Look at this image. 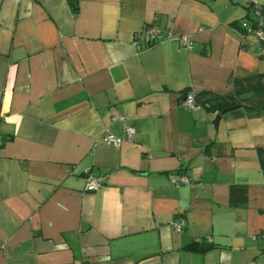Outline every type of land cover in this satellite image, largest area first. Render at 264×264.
Wrapping results in <instances>:
<instances>
[{"label":"crops","instance_id":"1","mask_svg":"<svg viewBox=\"0 0 264 264\" xmlns=\"http://www.w3.org/2000/svg\"><path fill=\"white\" fill-rule=\"evenodd\" d=\"M254 3L264 11V0H0V264H264V108L215 124L219 112L182 103L264 73L256 40L234 27ZM150 24L192 48L134 45ZM87 173L103 185L86 191Z\"/></svg>","mask_w":264,"mask_h":264},{"label":"built area","instance_id":"2","mask_svg":"<svg viewBox=\"0 0 264 264\" xmlns=\"http://www.w3.org/2000/svg\"><path fill=\"white\" fill-rule=\"evenodd\" d=\"M251 8L253 11V26H250V22L243 23V27L236 28V31L241 35L244 36L246 34H251L253 36V39L256 40V46L254 48V51L256 53H261V51H264V11H262L261 7L257 4H251ZM162 31L155 25H146L143 27L138 33L133 35L132 43L134 45H141L144 46H150L159 40L163 39L164 37H174L177 40V43L180 47H183L187 50L192 48V43L190 41V38L186 34H172V33H161ZM182 103L185 107L189 109H194L195 102H194V95L191 92H187L183 99ZM1 118V115H0ZM123 131L128 136L131 137V135L134 133V128L131 125H123ZM104 140L107 142H111L114 145H119L121 142V138L115 137L109 133L104 135ZM105 181V175L103 174H97L92 175L90 173H87L85 176V185L84 189L86 191H95L98 188L103 185ZM172 183L174 185H178L179 183H189L187 177L180 176L177 178L171 179ZM173 228L175 230H181L184 226V219L182 217H177L171 222ZM262 236H264V232L261 233ZM197 242H204L209 243L211 241L210 237H205V239H197Z\"/></svg>","mask_w":264,"mask_h":264},{"label":"trees","instance_id":"3","mask_svg":"<svg viewBox=\"0 0 264 264\" xmlns=\"http://www.w3.org/2000/svg\"><path fill=\"white\" fill-rule=\"evenodd\" d=\"M253 17L250 19V26H253ZM242 28L243 23L236 26ZM243 37L253 39L251 34ZM260 58H264V51L257 53ZM187 93V92H186ZM195 104L199 103L207 109L221 112L233 106L243 107L247 110L255 108H264V73H251L245 77H235L232 81V93L220 94L207 90H201L193 93ZM259 163L262 171H264V150H257ZM239 192L241 199H235L234 193ZM231 202L233 205H242L246 198L245 185H232L230 188Z\"/></svg>","mask_w":264,"mask_h":264},{"label":"water","instance_id":"4","mask_svg":"<svg viewBox=\"0 0 264 264\" xmlns=\"http://www.w3.org/2000/svg\"><path fill=\"white\" fill-rule=\"evenodd\" d=\"M237 107H238V106H233V107H230V108H228V109H225L224 111L219 112V113L215 116L214 123L216 124V123L218 122V120H219V118H220V116H221L222 113H224V112H226V111H228V110H230V109L237 108ZM207 248H210V246H209V247H205L204 249H207Z\"/></svg>","mask_w":264,"mask_h":264}]
</instances>
